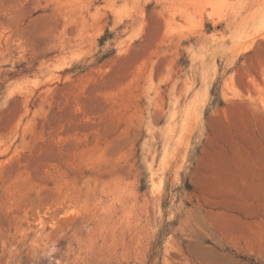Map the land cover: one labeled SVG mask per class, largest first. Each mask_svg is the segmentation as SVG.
<instances>
[{"label": "rangeland", "instance_id": "obj_1", "mask_svg": "<svg viewBox=\"0 0 264 264\" xmlns=\"http://www.w3.org/2000/svg\"><path fill=\"white\" fill-rule=\"evenodd\" d=\"M0 264H264V0H0Z\"/></svg>", "mask_w": 264, "mask_h": 264}]
</instances>
